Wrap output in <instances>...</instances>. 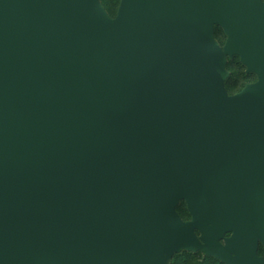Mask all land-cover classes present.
Here are the masks:
<instances>
[{
    "label": "water",
    "instance_id": "95a60500",
    "mask_svg": "<svg viewBox=\"0 0 264 264\" xmlns=\"http://www.w3.org/2000/svg\"><path fill=\"white\" fill-rule=\"evenodd\" d=\"M234 55L256 80L228 94ZM259 243L262 0H120L114 17L0 0V264H264Z\"/></svg>",
    "mask_w": 264,
    "mask_h": 264
},
{
    "label": "trees",
    "instance_id": "16d2710c",
    "mask_svg": "<svg viewBox=\"0 0 264 264\" xmlns=\"http://www.w3.org/2000/svg\"><path fill=\"white\" fill-rule=\"evenodd\" d=\"M108 16L114 17L120 0H98ZM264 2V0H262ZM214 39L219 46H222L225 40V34L221 27L215 25L213 28ZM225 69L228 76L224 81V87L228 94L239 91L245 84L252 83L256 80V75L252 72H246L245 66L240 62L239 57L234 55L226 57ZM176 212L182 220L190 218L185 202L180 200L175 207ZM229 233H227L228 235ZM257 254L264 257V248L259 243ZM167 264H225L220 259L207 255L201 251H191L180 249L174 252L167 259Z\"/></svg>",
    "mask_w": 264,
    "mask_h": 264
},
{
    "label": "flooded vegetation",
    "instance_id": "af4514ba",
    "mask_svg": "<svg viewBox=\"0 0 264 264\" xmlns=\"http://www.w3.org/2000/svg\"><path fill=\"white\" fill-rule=\"evenodd\" d=\"M228 235H229V234H228ZM225 236H227V234H226Z\"/></svg>",
    "mask_w": 264,
    "mask_h": 264
}]
</instances>
